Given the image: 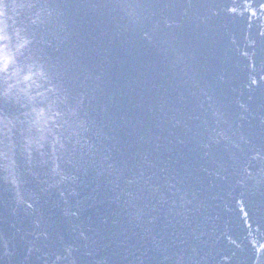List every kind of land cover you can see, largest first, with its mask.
<instances>
[{"label": "water", "instance_id": "water-1", "mask_svg": "<svg viewBox=\"0 0 264 264\" xmlns=\"http://www.w3.org/2000/svg\"><path fill=\"white\" fill-rule=\"evenodd\" d=\"M0 264H264V0H0Z\"/></svg>", "mask_w": 264, "mask_h": 264}]
</instances>
